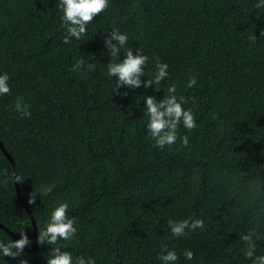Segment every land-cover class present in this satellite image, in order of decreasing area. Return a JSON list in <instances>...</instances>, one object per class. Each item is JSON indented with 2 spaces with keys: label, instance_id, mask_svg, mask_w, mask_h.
Listing matches in <instances>:
<instances>
[{
  "label": "trees",
  "instance_id": "obj_1",
  "mask_svg": "<svg viewBox=\"0 0 264 264\" xmlns=\"http://www.w3.org/2000/svg\"><path fill=\"white\" fill-rule=\"evenodd\" d=\"M259 0H109L80 40L62 43L59 0H0V140L14 161L19 192L38 231L67 202L76 234L54 247L94 264H252L240 237L264 232V7ZM113 28L149 57L145 77L168 64L169 76L147 89L114 92L104 39ZM257 37L255 42L250 36ZM91 54L78 71L72 66ZM121 58L124 49H121ZM87 63H92L89 69ZM191 76L196 84L188 88ZM187 99L197 127L181 124L177 143L160 149L146 128L144 95L157 101L171 84ZM108 87V88H107ZM21 100L30 116L15 110ZM37 195L33 204L27 200ZM169 219H201L202 229L173 236ZM0 222L33 240L10 161L0 149ZM263 223V224H262ZM14 239L0 227V241ZM264 255V240H256ZM30 244V245H31ZM51 246L23 251L47 264ZM194 253L192 260L183 256ZM0 264H19L0 257Z\"/></svg>",
  "mask_w": 264,
  "mask_h": 264
},
{
  "label": "clouds",
  "instance_id": "obj_2",
  "mask_svg": "<svg viewBox=\"0 0 264 264\" xmlns=\"http://www.w3.org/2000/svg\"><path fill=\"white\" fill-rule=\"evenodd\" d=\"M59 9L63 15L61 17V26L66 29V35L62 43H71L72 38L80 40L87 34V26L93 20L100 16L109 7V0H59ZM255 7H264V0H259ZM260 35L264 33L260 32ZM256 36L251 35L250 40L255 42ZM128 42V35L122 33L118 28H113L104 39V46L108 53L107 72L111 77H116L114 92L116 94L127 95V92L119 93L118 89L123 86L129 90L138 88H149L153 85H159L169 76L168 64L157 61L156 69L151 79L142 80L145 77V66L149 61V57L136 49L134 52L131 47L125 48ZM121 49H124V56L121 58ZM94 61V58L89 54L85 58L78 59L72 66L73 71H78L85 66L87 61ZM89 69L93 68L92 63H87ZM9 76L7 73L0 75V96L7 95L10 92ZM196 84V77L191 76L188 79L187 87L191 88ZM154 88V87H153ZM160 91L158 88H154ZM177 88L173 83L167 88V96H163L160 101H157L153 95H144L143 106L146 108L148 122L146 128L150 137L155 141V145L164 149L177 143L187 147L189 139L187 135L178 136V127L182 124L189 131L197 127L196 117L190 108L185 109L187 99L184 96L176 95ZM15 110L21 113L22 116H30L29 106L23 104L21 100L15 102ZM16 181L21 182L18 174H13ZM37 195L33 192L29 195L27 203L33 204ZM69 205L67 202H59L52 210L51 215L46 223L44 230L38 231L37 243L48 244L51 246L50 254L47 256V264H94V260L89 258L87 261L82 256H77L75 259L70 251L62 250L60 247H54L58 240H70L77 232L75 227L76 220L68 215ZM264 211V209H261ZM168 226L171 234L177 238L187 236L188 231L202 229L204 222L201 219H184L175 221L169 219ZM19 239H9L7 243L0 241V257H12L19 260V264H28V258L22 257L24 248L30 246L31 241L28 235L23 231L19 232ZM247 245L244 250V255L251 260L252 264H264V255H256V240H264V232L256 229L250 230L248 233L240 237ZM162 253L158 255L161 264H175L179 259L175 249H168L164 246ZM183 256L187 260L194 258V253L191 250H185Z\"/></svg>",
  "mask_w": 264,
  "mask_h": 264
},
{
  "label": "water",
  "instance_id": "obj_3",
  "mask_svg": "<svg viewBox=\"0 0 264 264\" xmlns=\"http://www.w3.org/2000/svg\"><path fill=\"white\" fill-rule=\"evenodd\" d=\"M0 149L5 154V156L7 157V159L10 161V163L12 165V169H13V174L14 173L17 174L16 173V168H15V165H14V161H13L12 157L10 156L9 152L6 150V148L2 144L1 140H0ZM13 179H14V186H15L16 195H17L18 199L20 200L22 206L24 207L27 215L29 216V218L31 220V224H32V229H33V240H32V244L30 246H26L24 249L25 250H28V251H32V250H35L36 247H37V225H36L35 219H34L32 213H31L28 205L26 204V202L24 201V199L20 195L19 187H18V182L15 180V178H13ZM0 227L2 229H4L8 233V235H10L14 240L19 239V237L12 230H10L8 227H6L1 222H0Z\"/></svg>",
  "mask_w": 264,
  "mask_h": 264
},
{
  "label": "bare ground",
  "instance_id": "obj_4",
  "mask_svg": "<svg viewBox=\"0 0 264 264\" xmlns=\"http://www.w3.org/2000/svg\"><path fill=\"white\" fill-rule=\"evenodd\" d=\"M108 88V87H107ZM263 224V223H262Z\"/></svg>",
  "mask_w": 264,
  "mask_h": 264
},
{
  "label": "rangeland",
  "instance_id": "obj_5",
  "mask_svg": "<svg viewBox=\"0 0 264 264\" xmlns=\"http://www.w3.org/2000/svg\"><path fill=\"white\" fill-rule=\"evenodd\" d=\"M5 155V154H4ZM33 230V229H32Z\"/></svg>",
  "mask_w": 264,
  "mask_h": 264
}]
</instances>
